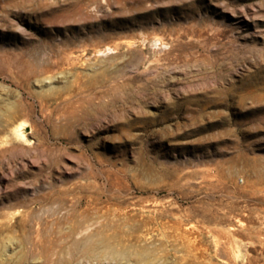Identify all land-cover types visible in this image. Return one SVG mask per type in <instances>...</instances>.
Instances as JSON below:
<instances>
[{
	"label": "rangeland",
	"instance_id": "rangeland-1",
	"mask_svg": "<svg viewBox=\"0 0 264 264\" xmlns=\"http://www.w3.org/2000/svg\"><path fill=\"white\" fill-rule=\"evenodd\" d=\"M96 233L264 264V0H0V264Z\"/></svg>",
	"mask_w": 264,
	"mask_h": 264
},
{
	"label": "bare ground",
	"instance_id": "bare-ground-1",
	"mask_svg": "<svg viewBox=\"0 0 264 264\" xmlns=\"http://www.w3.org/2000/svg\"><path fill=\"white\" fill-rule=\"evenodd\" d=\"M89 219H91V218H89ZM109 220H111V219H109ZM91 222H93V221H91ZM88 224H90V223H88ZM86 229L88 230L89 228H86ZM90 230H91V228H90ZM92 233H93V231H92ZM91 234L90 235L89 234L88 235H85L80 241L76 242V247H78L79 249H81V251L83 253V256L87 257L88 259L89 258H92L93 259V257H99V261L101 263H104L105 262V263H108V264L109 263H112V264L113 263L114 264H117V263L118 264H126L129 261V257L131 255V253L129 252V250H127L126 248L125 249H122L123 247L121 249H120V247L117 248L116 247L117 244L116 245L114 244L115 241L112 242L111 239L109 240V237L108 238H104L103 237V234H97V233L95 235H91ZM77 235H78V233H77ZM112 240H114V239H112ZM145 255L146 254H139V255H137L135 262L143 261L144 258H145ZM81 258L83 259L84 257H81Z\"/></svg>",
	"mask_w": 264,
	"mask_h": 264
}]
</instances>
